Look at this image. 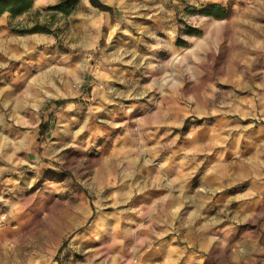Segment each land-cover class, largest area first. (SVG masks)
<instances>
[{"label":"rangeland","instance_id":"obj_1","mask_svg":"<svg viewBox=\"0 0 264 264\" xmlns=\"http://www.w3.org/2000/svg\"><path fill=\"white\" fill-rule=\"evenodd\" d=\"M98 1L0 17V264H264V0Z\"/></svg>","mask_w":264,"mask_h":264},{"label":"trees","instance_id":"obj_2","mask_svg":"<svg viewBox=\"0 0 264 264\" xmlns=\"http://www.w3.org/2000/svg\"><path fill=\"white\" fill-rule=\"evenodd\" d=\"M33 3L34 0H0V17L3 15H8L11 19L19 17L23 14L28 13L32 9ZM89 3L94 8L102 12H107L109 14L113 12L111 7L102 4L98 0H89ZM54 9L64 14H68L71 10V8H68L66 3H60L59 5L55 6ZM200 14L216 20L224 19L227 16L226 10L223 7L216 5L203 8ZM11 31L17 34H33L42 32V30H40L38 26H35L29 30H16L15 28H11ZM61 103L62 102H56V105H59ZM46 130L47 125L44 123L39 128V140L43 137Z\"/></svg>","mask_w":264,"mask_h":264}]
</instances>
